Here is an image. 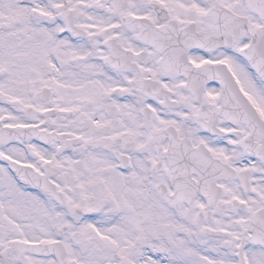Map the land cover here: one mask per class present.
I'll return each mask as SVG.
<instances>
[{
	"label": "snow or ice",
	"instance_id": "snow-or-ice-1",
	"mask_svg": "<svg viewBox=\"0 0 264 264\" xmlns=\"http://www.w3.org/2000/svg\"><path fill=\"white\" fill-rule=\"evenodd\" d=\"M0 264H264V0H0Z\"/></svg>",
	"mask_w": 264,
	"mask_h": 264
}]
</instances>
